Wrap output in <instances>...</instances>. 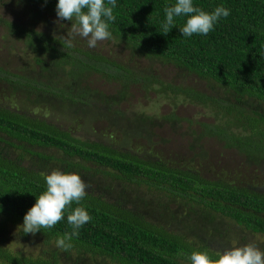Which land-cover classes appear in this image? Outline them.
Listing matches in <instances>:
<instances>
[{
	"label": "trees",
	"instance_id": "1",
	"mask_svg": "<svg viewBox=\"0 0 264 264\" xmlns=\"http://www.w3.org/2000/svg\"><path fill=\"white\" fill-rule=\"evenodd\" d=\"M22 2L32 3L33 17L41 11L57 16L58 0ZM175 2L117 0L116 19L109 22L111 38L129 56L147 61L148 67L142 68L88 53L81 59L59 38L16 27L27 37L40 71L32 77L25 67L19 74L0 67V88L5 86L9 93L7 104L0 103V145L18 147L34 165L25 163L26 156L11 157L8 147L0 148V234L9 225H23L24 216L46 191L45 174L75 173L89 187L85 199L73 203L53 228L35 234L21 228V240L32 236L41 240L37 252L28 253L1 238L0 264H191L195 251H206L215 260L217 253L230 249L233 239L234 247H242L250 244L248 235L264 237V0H193L205 12L224 6L230 15L221 17L207 36L191 37L180 32L189 17H176L175 27L165 36L164 9ZM43 53L57 61L49 57L44 61ZM155 63L172 66L173 78L157 74ZM73 65L83 75L91 69L113 80L119 85L117 95L87 88L77 92V78L62 82L61 76L47 75L56 68L72 76L73 71L67 70ZM191 77L202 82L203 89ZM132 85L147 97L153 93L155 105L170 109L157 117L159 124L118 109ZM17 94L26 98L20 99V106L14 102ZM42 101L50 114L69 118L73 124L80 119V131L105 123L113 129L116 143L76 136L51 122L50 114L47 119L43 111L29 112L31 107L40 109ZM99 104L101 108L95 110ZM180 106L194 107V117L199 118L177 116ZM163 122L172 129L188 123L185 134L192 140L178 164L132 147L141 140L149 145V125ZM207 140L219 150L232 151L244 166L261 175L263 183L237 182L236 174L233 181L225 175L211 177L212 170L202 165L209 158ZM50 148L52 155L42 152ZM195 162L200 169L192 167ZM145 206L152 208L151 216ZM76 207L85 208L92 220L78 230V237H72L73 246L63 251L56 241L73 231L67 215ZM227 222L235 226L233 230L225 226ZM206 239L224 245L214 249ZM255 245L264 251V242Z\"/></svg>",
	"mask_w": 264,
	"mask_h": 264
},
{
	"label": "rangeland",
	"instance_id": "2",
	"mask_svg": "<svg viewBox=\"0 0 264 264\" xmlns=\"http://www.w3.org/2000/svg\"><path fill=\"white\" fill-rule=\"evenodd\" d=\"M32 8V3H19V0H0V67L18 74L20 70H23L22 68L25 67L33 77V75L38 76L40 65H38L35 60L36 54L34 53V50L29 47V44H27V37L23 35L22 32L16 31V27H19L20 29H27V31L33 30L36 33H46L47 35L53 37L54 34L56 37H66L68 32L71 31V26L73 23L67 22L66 20H59L58 16L52 15L50 13L47 14L45 11H41V15H39V17H33V15H31ZM57 21L59 22L57 23ZM12 25L13 29H11ZM10 30L14 31V33H12ZM30 46L33 48L35 47V45ZM71 48L76 51L74 55L79 56L81 59H85L84 56L88 53L90 55H99L102 57H106L111 61H116L117 63H138L136 66L137 68L148 67L149 65L148 62L143 61V59L137 60V57L129 56V52L127 50H123V45H120L112 38L98 42L95 48H90L88 47L86 39L81 38L80 36H76L73 40V47ZM43 54L45 56H41V59H43L44 61H47L48 57L50 59L56 60V58H52L46 53ZM152 66L154 71L166 80L173 78V76L175 75V69L172 66L156 63ZM67 69L68 68H66V70ZM69 70L73 71L72 76H66L65 73L62 72V70L58 71L56 68H54L52 71H48L47 75H56L58 77L61 76L60 80H62V82H68L72 79V77H75L74 79L77 78L79 80L77 81L79 85L77 92L80 91V89L85 90V88H87L92 90L96 94L97 92H100L106 96L117 95L119 85L113 80L108 79L102 74L96 72L95 70L88 69L85 75H83V72L78 65H73L67 71ZM28 71L25 70V72ZM190 79L195 86L203 89L204 84L202 82H200L198 79H194V77H191ZM81 82L83 87H81ZM8 96V89L5 86H3V88H0V103L7 104ZM31 98L33 99L34 97L31 96ZM94 98L95 96L93 97V100ZM20 99L26 98L21 95L19 97H16V99H14V102L16 101L19 105ZM153 100H155V95L153 93H150L147 97L144 95V93H141L139 91L138 86L132 85L125 95V98L119 101L118 109L121 112H125L127 116L133 115L135 119L144 116L155 120L154 122L159 124L160 119L157 120V117H159L162 113L165 112V110L167 111L169 108L165 105H155ZM29 103H31V101H29ZM41 103L42 105H40V109H33V107H31L32 111L29 112L38 114L42 113L43 111V115L45 114L47 118V116L50 114L49 112H51V109L48 108V106H44V101H42ZM76 107L81 106L77 105ZM100 108L101 107L99 104L96 106L95 110H99ZM27 109L28 108H26L25 111H27ZM69 109H72V107L69 106ZM168 111H170V109ZM196 112L197 109L192 106H180L176 110L177 116L184 118L187 117L190 119H193L195 117L197 119L199 118L197 116L194 117ZM70 113L72 114V112ZM49 120L54 124H57L58 127L63 128L64 130L69 131L76 136H88L93 140H99L102 142L106 140L110 141L111 144L116 143L115 137H113L115 136L113 135V129H109L105 123L101 125L93 124V127H89L88 131L87 129L80 131L78 129V127L81 125L80 119L75 120L73 124V122L70 121L69 118H66L64 116L57 117L53 113L50 114ZM149 126L152 127L150 129L152 135L150 144L146 145L147 143L141 140L136 144L135 142H133L132 147L134 149H146L147 151H150V153L161 159L170 161L173 164H178V159L187 154L186 148L188 146V142L192 140L187 134H185L188 123H179L174 127V129L170 128L165 122H163L162 126H157L156 124ZM76 129L79 131H77ZM206 143L208 145L207 147L209 158L206 162L202 163V165L212 170L211 177H215V175L217 174L221 176L225 175L224 177L227 180L233 181V177L237 175V177L239 176V180H237V182L249 183L251 185H257L258 182H260L261 184L263 183V180H261V175L257 171H254L253 168L244 166L243 162L238 157H236V155L232 151L219 150V147L211 142V140H207ZM15 144L18 146L17 142H15ZM1 147H8L7 149L9 150L11 157H19L24 155L23 150L18 149V147L10 148L9 146H5L3 144L0 145V148ZM31 149L39 152L42 150L33 147H31ZM42 152L48 155H52L54 153V150L50 148L47 150H43ZM188 158H190V156ZM30 159L31 158L29 156H26L25 163L27 165L29 164V166H33L34 162H30ZM200 166L197 164V162H195V165H193L192 167L200 169ZM260 183H258V186L261 185ZM92 186H94V184H92ZM145 209L146 213L151 216L152 208L147 210V207L145 206ZM225 226L230 230H233L232 228L235 227L231 222H227ZM20 231V226L9 225L7 232L3 235L0 234V239L4 237L9 244H12L13 247L26 250L28 253L37 252V250H39L41 247V240L38 237L34 236H32L29 241L21 240V238H19L18 236ZM248 237L249 243L258 244L260 247L262 245V242H264L263 236L248 235ZM206 242L209 246L218 250H221L222 245H224L223 242L218 240L210 241V239H206ZM230 244L232 245L229 247L231 249L235 245V240H231Z\"/></svg>",
	"mask_w": 264,
	"mask_h": 264
},
{
	"label": "clouds",
	"instance_id": "3",
	"mask_svg": "<svg viewBox=\"0 0 264 264\" xmlns=\"http://www.w3.org/2000/svg\"><path fill=\"white\" fill-rule=\"evenodd\" d=\"M116 6L117 0H58L56 12L59 20H74L75 23L66 37H56L54 34V38H59L63 41V46L71 48L74 38L80 36L87 40L88 47L95 48L98 42L111 39L109 22L116 19L113 14ZM164 12L165 20L161 28L165 36L175 27L176 17H189L180 28L185 37L193 34L207 36L221 17L227 18L230 15V10L224 6L216 7L212 13L205 12L195 7L193 0H176L173 6H166ZM44 178L46 191L37 198L20 226L26 234L53 228L64 219V214L73 203L79 205L88 195L89 185L78 174L53 170L50 174H45ZM91 220L92 217L85 208L76 207L67 215V222L73 231L59 237L56 246L63 251L69 250L73 246L70 243L72 237H78V230ZM217 256L218 259L213 260L206 251H195L190 260L191 264H264V251L252 243L233 247L217 253Z\"/></svg>",
	"mask_w": 264,
	"mask_h": 264
}]
</instances>
